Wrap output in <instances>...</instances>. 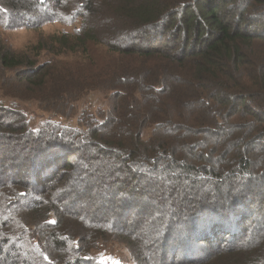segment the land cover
<instances>
[{"label": "trees", "instance_id": "obj_1", "mask_svg": "<svg viewBox=\"0 0 264 264\" xmlns=\"http://www.w3.org/2000/svg\"><path fill=\"white\" fill-rule=\"evenodd\" d=\"M49 22L76 27L0 39V264H264V0H0L2 29Z\"/></svg>", "mask_w": 264, "mask_h": 264}, {"label": "rangeland", "instance_id": "obj_2", "mask_svg": "<svg viewBox=\"0 0 264 264\" xmlns=\"http://www.w3.org/2000/svg\"><path fill=\"white\" fill-rule=\"evenodd\" d=\"M75 27L76 24L66 25L60 22H49L39 28H0V39H2L3 42L13 50L22 51L23 49L36 44L41 39H47L49 36L60 34L61 32L72 33ZM51 50H40V55H54ZM105 51V48L102 46H90L87 53L82 55V57L84 61H87L88 59L91 60L92 65L99 64L104 62L107 58ZM1 90L2 89H0V94H2ZM98 92L99 91L88 92L82 100L75 104L76 113L71 114V117L74 120L76 119L77 114H79L83 104H86L87 106L89 105L92 109L105 104V98ZM0 99L5 101L4 98ZM15 102L27 114L30 125L36 126L38 123H41L45 117L49 116V111H46L45 108L37 105V102L34 100H17ZM150 131L151 129H149L146 135L143 136L147 137ZM91 256L98 264H135L125 244L116 240L101 241L97 247L91 251Z\"/></svg>", "mask_w": 264, "mask_h": 264}]
</instances>
